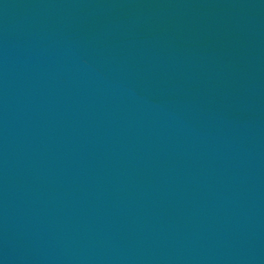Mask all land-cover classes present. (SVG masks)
<instances>
[{"label":"water","instance_id":"95a60500","mask_svg":"<svg viewBox=\"0 0 264 264\" xmlns=\"http://www.w3.org/2000/svg\"><path fill=\"white\" fill-rule=\"evenodd\" d=\"M0 264H264V0H164L0 186Z\"/></svg>","mask_w":264,"mask_h":264}]
</instances>
